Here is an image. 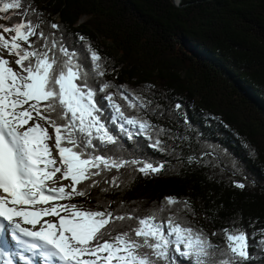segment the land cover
Masks as SVG:
<instances>
[{
    "label": "trees",
    "instance_id": "obj_1",
    "mask_svg": "<svg viewBox=\"0 0 264 264\" xmlns=\"http://www.w3.org/2000/svg\"><path fill=\"white\" fill-rule=\"evenodd\" d=\"M21 2L36 10L46 37L62 34L70 50L83 52L78 38L84 36L102 57L105 75L93 73L88 84L118 143L94 140L92 151L164 165L147 176L137 170L140 164L102 170L84 182H96L88 195L74 196L71 204L135 218L154 215L165 224L174 218L221 247L223 229L243 228L252 237L248 264H264V0H182L180 6L173 0ZM21 11L1 13L12 19L0 24L21 21ZM36 14L28 18L37 22ZM31 39L43 50L42 41ZM104 83L112 86L104 91ZM107 95L128 118L147 121V133L127 139L119 127L124 122H112ZM156 139L161 150L149 147ZM114 177L118 186L110 183ZM168 197L178 203L168 205ZM116 224L117 231H127L137 220Z\"/></svg>",
    "mask_w": 264,
    "mask_h": 264
},
{
    "label": "snow or ice",
    "instance_id": "obj_2",
    "mask_svg": "<svg viewBox=\"0 0 264 264\" xmlns=\"http://www.w3.org/2000/svg\"><path fill=\"white\" fill-rule=\"evenodd\" d=\"M21 9L24 11L18 14L24 19L11 26L0 24V249L10 229L29 238L27 249L38 254L42 264H178L177 255L188 264H248L253 259L249 252L252 237L243 228L223 229L225 244L221 247L203 232L183 226L174 218L165 224L156 222L154 215L135 218L114 215L106 209L86 210L75 204L36 208L57 199L88 195V189L96 186V182H84L99 176L102 170L140 164L137 170L147 176L162 172L164 165L110 159L92 151L97 147L94 140L101 145L118 143L101 121L102 108L97 106L95 91L88 84L93 73L105 75L102 57L84 36L78 38L83 52L70 50L62 34L46 37L40 27V16L30 5L25 7L21 0H0V13ZM30 13L37 15V22L28 18ZM0 19L12 17L5 15ZM51 28L59 31L60 26L52 23ZM33 37L43 42V50L35 46ZM5 55L16 59L10 61ZM111 86L104 83L103 90ZM105 99L115 113L113 123L123 121L137 129L133 133L120 123L127 139L147 133L150 127L147 121L128 118L112 95ZM130 106L135 107L131 103ZM45 125L55 129L61 167L56 166L57 160L52 157L47 143L52 137ZM161 143L156 139L149 147L161 150ZM57 173H61V179L71 180L70 192L65 187L46 189L47 182L53 181ZM110 183L118 186L115 177ZM81 184L82 189L77 187ZM235 187L243 190L246 185L236 182ZM165 199L168 205L178 203L171 197ZM47 216L56 217L57 222L41 224ZM126 219H136L137 225L117 231L120 226L116 221ZM260 231L264 233V229ZM259 246L264 248V239ZM4 264L12 262L6 260Z\"/></svg>",
    "mask_w": 264,
    "mask_h": 264
},
{
    "label": "rangeland",
    "instance_id": "obj_3",
    "mask_svg": "<svg viewBox=\"0 0 264 264\" xmlns=\"http://www.w3.org/2000/svg\"><path fill=\"white\" fill-rule=\"evenodd\" d=\"M1 14V13H0ZM2 19H0V21H1ZM82 22H84V19H82L81 20V23ZM0 32H2V30H0ZM9 35H11V34H5V36H9ZM5 58H7V59H9L10 61H14L15 59H16V57L15 56H8V55H5ZM12 66L14 67V68H17L18 69V66H16L14 63L12 64ZM151 104L150 103H148V104H144V106L145 107H148V106H150ZM27 105H25V108H27L26 107ZM40 123L41 124H43V122L42 121H40ZM45 127H46V125H45ZM48 133L50 134V136L52 137V139H50V140H48V142H49V144H50V148H51V152L53 153V151L55 152V153H57L58 152V150L55 148V142L53 141V139H54V136H55V130H48ZM54 146V147H53ZM55 153H53L54 155H55ZM58 164H60V163H57V165ZM59 175H58V177L56 176V177H54L55 179L56 178H61V173H58ZM71 180L70 179H60L58 182L57 181H55V183H53L54 185H51V184H49L50 186H49V188L50 189H59L60 187H65V190L66 191H68V192H70L71 191V188L70 187H68V186H70L71 185ZM69 200H59V199H57V200H54L53 202H55L54 204H51V203H48V204H44V205H37V208L38 209H41V208H50V207H52L53 205H61V204H64V203H66V202H68ZM51 219V218H50Z\"/></svg>",
    "mask_w": 264,
    "mask_h": 264
},
{
    "label": "bare ground",
    "instance_id": "obj_4",
    "mask_svg": "<svg viewBox=\"0 0 264 264\" xmlns=\"http://www.w3.org/2000/svg\"><path fill=\"white\" fill-rule=\"evenodd\" d=\"M181 2H182V1H181ZM176 4H177V3H176ZM180 4H181V3H180ZM177 5H179V4H177ZM179 6H180V5H179ZM47 142H48V141H47ZM48 143H49V142H48ZM48 145L50 146V144H48ZM54 146H55V145H54ZM54 146H53V147H54ZM51 153H52V152H51ZM53 153H55V152L53 151ZM53 153H52V155H54ZM56 166H57V167H61L60 164H58V165H56ZM57 177H58V176H57ZM60 179H61V178H56V179L53 178V181H49V184H53V183H55V181H59ZM46 189H47V188H46ZM50 220H51V219H50Z\"/></svg>",
    "mask_w": 264,
    "mask_h": 264
},
{
    "label": "water",
    "instance_id": "obj_5",
    "mask_svg": "<svg viewBox=\"0 0 264 264\" xmlns=\"http://www.w3.org/2000/svg\"><path fill=\"white\" fill-rule=\"evenodd\" d=\"M173 1L180 5L182 0H173Z\"/></svg>",
    "mask_w": 264,
    "mask_h": 264
}]
</instances>
